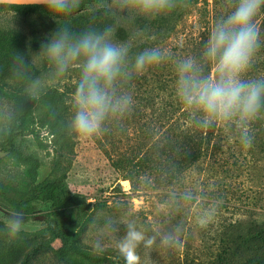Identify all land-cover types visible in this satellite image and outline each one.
Here are the masks:
<instances>
[{
  "label": "rangeland",
  "instance_id": "1",
  "mask_svg": "<svg viewBox=\"0 0 264 264\" xmlns=\"http://www.w3.org/2000/svg\"><path fill=\"white\" fill-rule=\"evenodd\" d=\"M228 2L177 0L172 11L156 18H130L129 10L117 9V0L81 1L62 17L43 7H0V85L33 94L29 85L40 80L29 130L20 139L42 161L39 182L60 178L90 202L78 235L88 249L105 250L120 264H264L258 234L264 224V108L250 121L251 142L245 145L235 126L201 127L174 90V59L199 58ZM257 23L264 36V11ZM108 25L116 28L118 41L131 45L130 76L120 88L133 104L123 117L105 121L99 134L83 138L70 128L79 69L55 75L42 48L60 28L79 33ZM151 47L171 55L132 73L136 53ZM260 77L264 46L245 73ZM51 89L62 93L58 99L40 98ZM48 112L61 122L55 135L45 123ZM6 114L0 102V128ZM12 168L0 160V182L12 178L18 170ZM49 206L36 203L25 217L0 205V264H69L56 252L60 240L50 225L62 222L48 215ZM208 209L210 219L201 222ZM13 219L21 225L15 234L9 230ZM129 224L142 239L128 238Z\"/></svg>",
  "mask_w": 264,
  "mask_h": 264
},
{
  "label": "clouds",
  "instance_id": "2",
  "mask_svg": "<svg viewBox=\"0 0 264 264\" xmlns=\"http://www.w3.org/2000/svg\"><path fill=\"white\" fill-rule=\"evenodd\" d=\"M31 2L42 5L50 16L62 17L78 9L81 0ZM176 6L177 0H117L116 3L117 9L129 10L130 18H156ZM262 11L264 0H229L226 11L211 24L199 58L185 56L173 61L175 95L190 118L204 128L235 126L245 145L251 142L250 121L264 108V77L245 78L264 46V36L257 23ZM115 31L112 25L79 33L63 27L43 45L41 55L52 66L55 75L62 76L71 68L79 69L70 124L71 131L79 137L99 134L105 121L123 117L133 104L132 96L120 88L121 82L130 76L131 45L118 41ZM170 55L158 47L145 48L136 53L131 72L141 73ZM40 87V80H34L29 90L36 94ZM210 217L211 209H208L200 220L207 222ZM20 226L16 219L9 222L13 234ZM128 228L130 240L143 238L133 224Z\"/></svg>",
  "mask_w": 264,
  "mask_h": 264
},
{
  "label": "trees",
  "instance_id": "3",
  "mask_svg": "<svg viewBox=\"0 0 264 264\" xmlns=\"http://www.w3.org/2000/svg\"><path fill=\"white\" fill-rule=\"evenodd\" d=\"M0 7L26 9L43 6L0 3ZM61 94L57 89H51L41 94L40 98L53 101ZM37 99L38 97L31 93L7 89L0 85V102L7 107V114L0 128V160L10 163L14 169L19 170L6 182H0V205L28 217L36 203H48L50 205L48 215L56 216L62 222L60 225L57 219H54L56 222L50 225L60 240V246L56 250L60 258L69 264H120L105 250L93 251L79 242V228L90 206L86 196L80 192L70 191L60 178L38 181L42 161L20 139V136L29 130ZM45 123L51 135L62 129L59 116L53 112H48ZM231 232L233 235L232 229ZM258 234L262 240L259 246L264 250V224L260 226ZM235 239L234 237L231 239L232 244Z\"/></svg>",
  "mask_w": 264,
  "mask_h": 264
},
{
  "label": "water",
  "instance_id": "4",
  "mask_svg": "<svg viewBox=\"0 0 264 264\" xmlns=\"http://www.w3.org/2000/svg\"><path fill=\"white\" fill-rule=\"evenodd\" d=\"M1 4H15V5H33L35 3H32L31 0H0ZM39 5V4H37ZM2 209V208H1ZM3 211L8 212V210L3 209ZM40 218H43V216H40Z\"/></svg>",
  "mask_w": 264,
  "mask_h": 264
}]
</instances>
